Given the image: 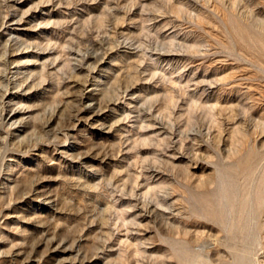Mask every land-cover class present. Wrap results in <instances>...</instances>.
<instances>
[{
	"label": "rangeland",
	"instance_id": "374dc122",
	"mask_svg": "<svg viewBox=\"0 0 264 264\" xmlns=\"http://www.w3.org/2000/svg\"><path fill=\"white\" fill-rule=\"evenodd\" d=\"M0 264H264V0H0Z\"/></svg>",
	"mask_w": 264,
	"mask_h": 264
},
{
	"label": "bare ground",
	"instance_id": "6f19581e",
	"mask_svg": "<svg viewBox=\"0 0 264 264\" xmlns=\"http://www.w3.org/2000/svg\"><path fill=\"white\" fill-rule=\"evenodd\" d=\"M86 106L88 107V106H89V104L87 103V105H86ZM11 118H12V117H11ZM251 205H252L251 207H253V204H251ZM197 261H200L199 257H198V258L196 257V258L194 259V261H193V262H194V263H196Z\"/></svg>",
	"mask_w": 264,
	"mask_h": 264
}]
</instances>
